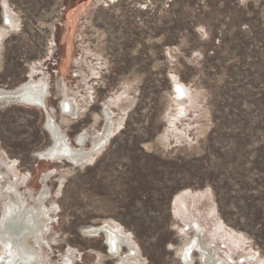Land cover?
<instances>
[{
    "label": "rangeland",
    "instance_id": "374dc122",
    "mask_svg": "<svg viewBox=\"0 0 264 264\" xmlns=\"http://www.w3.org/2000/svg\"><path fill=\"white\" fill-rule=\"evenodd\" d=\"M2 27L0 88L46 82L68 145L87 132L90 150L104 107L120 123L75 166L34 157L51 140L42 109L0 106V161L15 165L0 185L29 197L53 171L43 264H115L84 231L103 222L142 264H202L182 259L195 222L218 259L263 264L264 0H0Z\"/></svg>",
    "mask_w": 264,
    "mask_h": 264
},
{
    "label": "bare ground",
    "instance_id": "6f19581e",
    "mask_svg": "<svg viewBox=\"0 0 264 264\" xmlns=\"http://www.w3.org/2000/svg\"><path fill=\"white\" fill-rule=\"evenodd\" d=\"M4 18V27H6L9 24L7 14L4 15ZM4 27L0 28V48L3 46L2 42L4 40L5 33ZM22 93L27 94L31 98L32 102L37 104L36 107L40 109L44 108L48 112L47 118L45 119V127L50 133L52 139L50 140V145L47 148L34 154V157L39 160H54L62 158L66 159L75 166L85 163L93 155V153L101 149L107 143L111 134L114 130L118 129L117 127L120 124L119 122L116 124L113 122L110 116L109 107H104L101 111L104 121V125L100 130L101 132L89 135L91 137L89 138L91 141L90 150H85L81 147L87 140V132H82L79 136L77 135L78 137H75V145L79 146V148L71 147L68 145L67 140H65V134H62L59 126L52 122L51 112H49V110L45 107V99L48 94V86L46 82L42 79L36 80L31 77L12 90L0 88V105L5 103H20L21 101L19 99H21V97L19 95ZM21 104L26 105L23 102ZM35 104H33L34 107ZM59 106L63 115L75 118V105L69 101L64 94L61 97V103ZM7 164L4 163V160L3 162L0 161V178L2 176V165H5V169L7 168L8 172L14 165L8 166ZM52 173L53 171L51 170L42 175V188L36 193L28 190L27 194L29 197H25L24 194H22V191L18 192L16 189H12L14 188L12 183H6L5 186L0 185V200L3 205V212L0 216V264H43L46 261L42 245L44 237L49 231L48 228L51 223V219L48 214V209L45 207L44 203L50 195L45 182ZM12 191L15 192V198H12L9 195ZM29 198L32 200V204H28L27 200ZM194 227L196 236L190 240L188 246L181 249V253L183 254H181L182 259L184 261H188L190 259L189 262H191L192 255L190 256V252L191 250L196 249L200 253L202 264H227V261L218 259L210 247L203 242L201 237L202 230L197 222H195ZM94 228H102L103 230H101L98 234H94L92 232ZM84 231L87 236H104L107 252L118 258L115 264H142L136 257L133 246L126 240L124 235L120 233V230L111 223L103 222L98 226H91L90 228L87 227ZM27 238L30 239V243L28 242L29 245H25ZM123 246H126L127 250ZM124 249L125 251L123 252Z\"/></svg>",
    "mask_w": 264,
    "mask_h": 264
},
{
    "label": "water",
    "instance_id": "95a60500",
    "mask_svg": "<svg viewBox=\"0 0 264 264\" xmlns=\"http://www.w3.org/2000/svg\"><path fill=\"white\" fill-rule=\"evenodd\" d=\"M20 97H21V99H19L21 102L20 103H25L26 104V106H34L33 104H35V103H33L32 102V100H31V98L27 95V94H21V95H19ZM2 101V100H1ZM19 102V101H18ZM7 104H9V103H5V104H3V105H7ZM3 105H0V106H3ZM37 106V104H35V107ZM42 111L44 112V114H45V116H46V118H47V114H48V112H47V110H45L44 108H42ZM44 127H45V125H44ZM45 130L48 132V130H47V128L45 127ZM48 134L50 135V133L48 132ZM50 137H51V135H50ZM50 139H52V137L50 138ZM0 222H1V219H0ZM101 230H103L102 228H94L93 230H92V232L94 233V234H98Z\"/></svg>",
    "mask_w": 264,
    "mask_h": 264
},
{
    "label": "snow or ice",
    "instance_id": "6c2138e0",
    "mask_svg": "<svg viewBox=\"0 0 264 264\" xmlns=\"http://www.w3.org/2000/svg\"><path fill=\"white\" fill-rule=\"evenodd\" d=\"M178 92L180 91L179 89L177 90ZM182 94V93H181ZM114 250V249H113Z\"/></svg>",
    "mask_w": 264,
    "mask_h": 264
}]
</instances>
